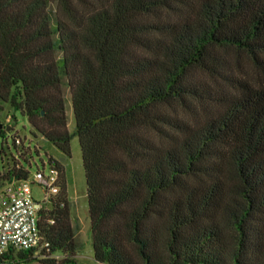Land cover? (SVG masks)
Here are the masks:
<instances>
[{
  "label": "trees",
  "instance_id": "obj_1",
  "mask_svg": "<svg viewBox=\"0 0 264 264\" xmlns=\"http://www.w3.org/2000/svg\"><path fill=\"white\" fill-rule=\"evenodd\" d=\"M7 106L67 157L78 137L96 264H264V0H0V124ZM7 128L0 189L33 161ZM48 164V246L0 264L83 248L65 167Z\"/></svg>",
  "mask_w": 264,
  "mask_h": 264
},
{
  "label": "rangeland",
  "instance_id": "obj_2",
  "mask_svg": "<svg viewBox=\"0 0 264 264\" xmlns=\"http://www.w3.org/2000/svg\"><path fill=\"white\" fill-rule=\"evenodd\" d=\"M226 55L237 72H242V74H245L251 80H256L262 76L259 71L252 67V63L247 55L238 52H230ZM239 66L242 69L239 70ZM66 105L68 129L71 133H74L75 120L71 106L70 94L67 95ZM1 120L4 127H10V130H14L13 133H17L24 141L25 145H30L32 149L33 161L32 166L30 167V181H34V175L36 174L38 168L44 170L46 176L50 174V165L48 164L49 156L63 163L66 174L68 198L71 203L72 219L74 223L78 221L80 225L81 232L79 238L83 243L82 250L73 257V260L75 264H96L93 258L92 239L90 233L91 222L87 201V186L78 137H73L71 141V156L67 157L43 138L38 137L35 139L31 134V127L27 118L22 116L21 113L12 112V110L7 106L2 113ZM8 143L12 146V138L8 139ZM35 149H38L39 154L35 152ZM43 162L46 164L45 168H43ZM31 189L34 200L36 202H43L45 198L44 189L38 184H33ZM7 264H37V262L34 260L22 261L16 257L14 261Z\"/></svg>",
  "mask_w": 264,
  "mask_h": 264
},
{
  "label": "built area",
  "instance_id": "obj_3",
  "mask_svg": "<svg viewBox=\"0 0 264 264\" xmlns=\"http://www.w3.org/2000/svg\"><path fill=\"white\" fill-rule=\"evenodd\" d=\"M57 173L37 171L34 181H13L0 189V261L11 252L36 249L44 244L39 230L40 212L51 197L58 193ZM44 189L43 202H36L32 196V185Z\"/></svg>",
  "mask_w": 264,
  "mask_h": 264
},
{
  "label": "water",
  "instance_id": "obj_4",
  "mask_svg": "<svg viewBox=\"0 0 264 264\" xmlns=\"http://www.w3.org/2000/svg\"><path fill=\"white\" fill-rule=\"evenodd\" d=\"M4 125L3 124H0V128H3ZM8 130H10V127L7 128Z\"/></svg>",
  "mask_w": 264,
  "mask_h": 264
}]
</instances>
